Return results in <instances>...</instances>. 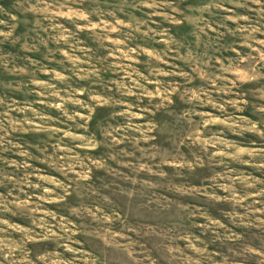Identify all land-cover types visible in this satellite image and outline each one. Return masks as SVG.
<instances>
[{
  "label": "rangeland",
  "instance_id": "1",
  "mask_svg": "<svg viewBox=\"0 0 264 264\" xmlns=\"http://www.w3.org/2000/svg\"><path fill=\"white\" fill-rule=\"evenodd\" d=\"M242 3L0 0V264L97 256L109 228L131 264H264V27Z\"/></svg>",
  "mask_w": 264,
  "mask_h": 264
},
{
  "label": "clouds",
  "instance_id": "2",
  "mask_svg": "<svg viewBox=\"0 0 264 264\" xmlns=\"http://www.w3.org/2000/svg\"><path fill=\"white\" fill-rule=\"evenodd\" d=\"M240 6L247 8L249 11L257 12L255 18L249 16H243L242 18L249 21L250 24L255 23L257 25V27L253 28V31H260V29L264 27V23H262L264 22V0H243ZM155 223L158 228L166 227V217L161 215L156 216ZM115 237H119V240H117L115 244L108 242L110 238L115 239ZM120 240L125 243H120ZM150 242L151 240L146 241V243ZM161 243H163V241H161ZM135 244L136 242L123 232L114 233L113 230L109 228L103 239L97 237L96 241L93 242L94 250L99 253L97 256H93L91 252L78 253L77 249L66 244L65 251L73 253V260L68 261L67 264H76L78 254L82 257H87V259L82 261V264H131V262L135 260ZM101 257H103V260H101Z\"/></svg>",
  "mask_w": 264,
  "mask_h": 264
}]
</instances>
